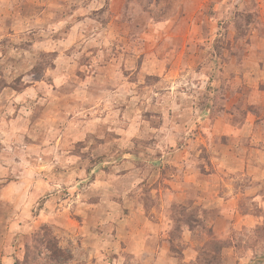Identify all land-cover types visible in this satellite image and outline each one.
Listing matches in <instances>:
<instances>
[{
    "label": "rangeland",
    "instance_id": "1",
    "mask_svg": "<svg viewBox=\"0 0 264 264\" xmlns=\"http://www.w3.org/2000/svg\"><path fill=\"white\" fill-rule=\"evenodd\" d=\"M47 77L56 91L19 96ZM54 97L55 125L18 118ZM87 115L106 134L75 141ZM16 261L264 264V0H0V264Z\"/></svg>",
    "mask_w": 264,
    "mask_h": 264
},
{
    "label": "crops",
    "instance_id": "2",
    "mask_svg": "<svg viewBox=\"0 0 264 264\" xmlns=\"http://www.w3.org/2000/svg\"><path fill=\"white\" fill-rule=\"evenodd\" d=\"M52 74L56 78L58 77L56 75V73L54 74V72H52ZM56 78L54 79L55 81H56ZM51 80L52 79L47 77L46 80L41 78L40 81L37 82V83H40L42 86H44L46 84L47 85L46 87H48L49 89L43 87L44 90L42 91L40 86H39V88H38V86L37 87H30L29 86V87H26L23 91L19 92L18 94H19V96H21V95H23V96L24 95H33L34 93H36L38 95L40 93L39 91H41L42 93H45V91H48V93H50L52 91H56V88L53 87L54 85L53 86L48 85V82H51ZM5 91H6V88L3 90V92H5ZM44 101L42 102L40 100L41 103H38L40 105V106H37V108L39 109V112H40L38 119H36L37 118L35 115L36 112H33L32 109H30L29 111L26 112L27 109H24L23 106H22V110H21L23 112L18 113L19 114L18 118L23 120L24 123H27L28 126H30L32 122L41 123V124L44 123V125L45 124L55 125V121H57L59 119V117H58L59 113H61V116H62L63 111H62V109H60L58 107L56 97H54V101L48 100L46 102V99H44ZM88 101H92V100L90 99ZM26 108H28V107H26ZM33 113H34V115H33ZM73 120H74V122H77V126L74 128V133H73V136L75 137V139H74L75 141L87 140V142H89L90 140H93L96 137L103 138L106 134L107 129H108V124H107L108 122H106V119L103 116L98 118V120H96V117H91L90 115H87V119L75 118V116H74V118L72 119V122H73ZM101 147H102V145H101ZM97 153L99 155H102V153L99 152V148L96 150V152H94V154H91V155L93 157H95V156H98ZM87 161H88V158L84 157L81 161V165L83 167L87 166L88 165ZM94 164H91V165L96 166L97 162H95ZM122 176H120V177L116 176V177L120 178V180H121L123 178ZM98 183L99 182H97V184ZM117 184H120V183H117ZM108 185H112V184L109 183ZM198 187L201 188V186H198ZM202 187H203V185H202ZM139 246H140V243H139Z\"/></svg>",
    "mask_w": 264,
    "mask_h": 264
},
{
    "label": "trees",
    "instance_id": "3",
    "mask_svg": "<svg viewBox=\"0 0 264 264\" xmlns=\"http://www.w3.org/2000/svg\"><path fill=\"white\" fill-rule=\"evenodd\" d=\"M19 261H23V260H19ZM19 261H16V263H15V264H19V263H18Z\"/></svg>",
    "mask_w": 264,
    "mask_h": 264
}]
</instances>
